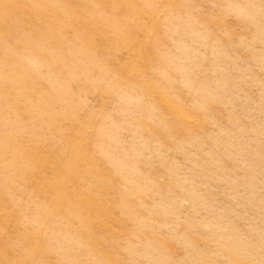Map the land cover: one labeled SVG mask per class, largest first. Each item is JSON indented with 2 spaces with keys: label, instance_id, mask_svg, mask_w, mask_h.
Listing matches in <instances>:
<instances>
[{
  "label": "rangeland",
  "instance_id": "obj_1",
  "mask_svg": "<svg viewBox=\"0 0 264 264\" xmlns=\"http://www.w3.org/2000/svg\"><path fill=\"white\" fill-rule=\"evenodd\" d=\"M0 264H264V0H0Z\"/></svg>",
  "mask_w": 264,
  "mask_h": 264
}]
</instances>
